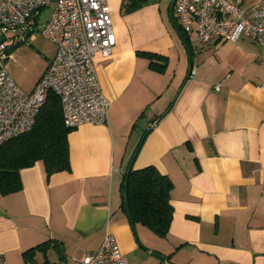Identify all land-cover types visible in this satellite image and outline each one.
<instances>
[{
	"label": "crops",
	"instance_id": "1",
	"mask_svg": "<svg viewBox=\"0 0 264 264\" xmlns=\"http://www.w3.org/2000/svg\"><path fill=\"white\" fill-rule=\"evenodd\" d=\"M106 1L116 43L93 65L108 120L69 132L70 170L47 175L38 160L19 169V190L0 192V264H82L106 232L128 264H264L262 47L213 37L194 48L191 33V75L159 3L122 13L123 0ZM132 158L173 182L163 236L133 230L121 204Z\"/></svg>",
	"mask_w": 264,
	"mask_h": 264
},
{
	"label": "built area",
	"instance_id": "2",
	"mask_svg": "<svg viewBox=\"0 0 264 264\" xmlns=\"http://www.w3.org/2000/svg\"><path fill=\"white\" fill-rule=\"evenodd\" d=\"M50 7L42 35L56 51L33 90L26 91L4 63L14 38L9 31L30 34L41 10ZM173 16L185 35L194 33V48L215 37L253 39L262 47L264 67V0H175ZM111 9L106 0H0V144L29 130L41 104L54 92L67 127L106 123L109 102L96 77L94 56L109 57L116 43ZM191 67L189 74L193 75ZM264 89V81L260 84ZM100 246L80 258L82 264H128L112 232Z\"/></svg>",
	"mask_w": 264,
	"mask_h": 264
},
{
	"label": "trees",
	"instance_id": "3",
	"mask_svg": "<svg viewBox=\"0 0 264 264\" xmlns=\"http://www.w3.org/2000/svg\"><path fill=\"white\" fill-rule=\"evenodd\" d=\"M145 3L147 0H123L121 12L129 13L142 7ZM176 26L190 48L187 35L177 23ZM192 52V48H190V53L192 54ZM149 62L152 67L159 70H163L165 65V63L153 60ZM59 103V97L54 92H49L35 116L32 127L0 144L1 193H12L19 190L22 186L19 169L30 167L38 160L43 162V168L47 175L70 170L69 143L67 141L68 134L73 129L64 124ZM127 178V203H129L131 224L140 223L157 235H165L169 230L171 213H173L172 205L169 202L173 182L169 176L163 175L152 164L141 168H131ZM123 190L124 180L121 204L126 210Z\"/></svg>",
	"mask_w": 264,
	"mask_h": 264
},
{
	"label": "rangeland",
	"instance_id": "4",
	"mask_svg": "<svg viewBox=\"0 0 264 264\" xmlns=\"http://www.w3.org/2000/svg\"><path fill=\"white\" fill-rule=\"evenodd\" d=\"M159 3L165 20L169 21L171 0H147ZM50 7L41 10L37 27L27 37L24 32L9 31L8 36L14 38L13 46L7 50L3 61L13 81L26 91L33 90L42 75L45 65L54 56V42L41 34V24L47 19ZM170 22V21H169Z\"/></svg>",
	"mask_w": 264,
	"mask_h": 264
},
{
	"label": "water",
	"instance_id": "5",
	"mask_svg": "<svg viewBox=\"0 0 264 264\" xmlns=\"http://www.w3.org/2000/svg\"><path fill=\"white\" fill-rule=\"evenodd\" d=\"M174 2H175V0H171V3H170V10L169 11H170L171 23H172L173 27L175 28L176 32L179 34L178 36H180L183 39V44L185 45L184 47L186 48V50L188 52V56H189L188 60L190 61L191 55H190L189 45H188L187 41L184 39V37L181 36L182 34L180 33L179 29L177 28L176 23H174L175 21H174V16H173V11H172L173 6H174ZM27 36H28V33H25L24 37H27ZM191 67H192V64H191V61H190V63H189V72L191 70ZM143 137H144V135L142 136V138ZM142 138H141V140H142ZM140 143H141V141H140ZM140 143H139V145H140ZM139 145L137 146L136 151L139 149ZM136 151H134L135 152L134 155L137 153ZM131 164H133V158H132L131 162L128 164V168L126 170V177H124L125 181H124V190L123 191H124V201H125L124 203H125L126 208H127V216L129 217L130 221L132 222L131 216L129 215L130 211H129V203H127L128 202V195H127V191H126V189L128 187V178H127V176H129V172H130V170L132 168ZM134 227L135 226L132 223V227L131 228L133 230H135ZM152 253L155 254V256H157L158 258L162 259V256H160L158 253H155V252H152Z\"/></svg>",
	"mask_w": 264,
	"mask_h": 264
}]
</instances>
